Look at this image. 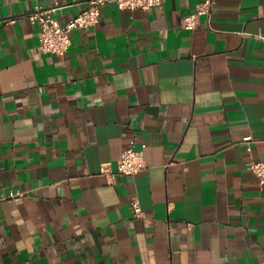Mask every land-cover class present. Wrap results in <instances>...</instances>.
I'll return each instance as SVG.
<instances>
[{
    "label": "crops",
    "instance_id": "crops-1",
    "mask_svg": "<svg viewBox=\"0 0 264 264\" xmlns=\"http://www.w3.org/2000/svg\"><path fill=\"white\" fill-rule=\"evenodd\" d=\"M200 1H109L58 54L29 13L90 0H0V264H264V0Z\"/></svg>",
    "mask_w": 264,
    "mask_h": 264
},
{
    "label": "built area",
    "instance_id": "built-area-1",
    "mask_svg": "<svg viewBox=\"0 0 264 264\" xmlns=\"http://www.w3.org/2000/svg\"><path fill=\"white\" fill-rule=\"evenodd\" d=\"M109 1L117 2L123 9L135 11L136 9L153 8L162 4L164 0H90L88 7L71 18L67 23H62L55 14L56 6L45 8L42 5H37L29 13V16L33 22L40 25L42 48L58 54H66L73 43V30L97 24L101 20L104 4ZM216 2L217 0H201L198 2L196 10L184 17L183 25L189 29L196 28L199 23V17L203 14L208 16L209 24L211 25ZM253 140V135L245 137V142L251 152L254 151ZM145 147V143L138 146L136 139H133L119 159L117 169L115 170L112 161H105L102 164V172L108 176L115 177L116 174H137L145 170L148 167ZM248 166L264 182V161L251 158L248 161ZM24 194L25 191L23 190H12L6 197L18 198ZM132 209L137 214H143L144 210L138 198L132 202Z\"/></svg>",
    "mask_w": 264,
    "mask_h": 264
}]
</instances>
